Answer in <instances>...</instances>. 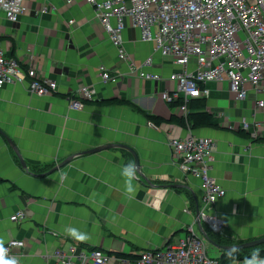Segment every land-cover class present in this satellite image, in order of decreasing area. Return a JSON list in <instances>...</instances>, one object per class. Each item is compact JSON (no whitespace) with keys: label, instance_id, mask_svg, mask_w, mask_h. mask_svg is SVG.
Here are the masks:
<instances>
[{"label":"crops","instance_id":"obj_1","mask_svg":"<svg viewBox=\"0 0 264 264\" xmlns=\"http://www.w3.org/2000/svg\"><path fill=\"white\" fill-rule=\"evenodd\" d=\"M41 9L46 11L40 13ZM120 34L134 66L150 55L151 66L145 69L161 79L137 78L127 62L117 59L95 11L84 0L68 4L27 0L25 12L15 22L0 16L4 57L25 68L32 56L39 79L56 85L42 96L30 94L26 81L0 86V131L25 164L20 166L0 135V239L23 242L14 249L20 264H57L54 251L66 252L70 246L135 257L161 248L189 228L197 234L201 228L206 230L195 221L199 178L182 172L167 146L169 138L185 134L184 124L177 121L181 116L160 98L163 90L172 87L166 75L176 68L169 56L153 52L154 43L142 40L126 18ZM99 66L116 81L101 82ZM81 86L94 89L91 99L83 100L80 109L69 108ZM205 86L208 95L197 99L216 124L190 127V131L214 141L207 173L224 191L213 206L224 223L220 238L232 242L229 245L258 239L264 236V119L254 114L253 105L256 97H264V90L263 94L249 91L237 101L223 75L221 81ZM148 116L158 118L157 123ZM252 118L255 138L239 126L241 119ZM116 144L132 148L138 159V179L133 183L139 187L132 198L125 195L120 169L133 163V158ZM96 146L107 147L73 155L46 174L64 158ZM18 211L22 217L9 220ZM68 227L87 232L90 239L74 240L65 234ZM206 242V253L218 258L223 250ZM248 248L251 255L264 251V242L242 249ZM243 260L229 264H243Z\"/></svg>","mask_w":264,"mask_h":264},{"label":"built area","instance_id":"obj_2","mask_svg":"<svg viewBox=\"0 0 264 264\" xmlns=\"http://www.w3.org/2000/svg\"><path fill=\"white\" fill-rule=\"evenodd\" d=\"M27 0H0V16L15 22L26 9ZM70 3L72 0H64ZM96 13L98 21L114 45L117 59L128 63L129 70L137 78L156 81L162 77L147 71L152 58L147 56L134 66L130 56L121 45L123 19L139 30L142 40L154 43L153 52L169 56L175 70L166 78L172 83L170 89L160 93L167 104L176 102V112L185 119L189 100L206 97L207 82H227V90L237 101L247 93L263 94L264 90V0H84ZM45 9L39 12H45ZM112 21V22H111ZM71 23V20H68ZM191 60V62H190ZM32 56H28L25 68L19 62L6 58L0 47V86L22 83L30 94L42 96L55 90L53 80L39 79ZM101 82L114 83L116 76L99 66ZM94 93L91 87L81 86L75 91L68 107L80 109L83 100H90ZM253 112L264 119V97H256ZM252 114V116H254ZM252 124L241 119L239 126L255 138ZM147 125L155 128L154 124ZM185 134L167 141L171 157L185 174L200 181V205L197 216L207 231L224 235L223 220L216 215L213 206L224 193L208 175L214 141L209 137L195 136L184 120ZM248 134V135H249ZM21 212L9 216L15 221ZM206 240L202 233L189 228L182 236L168 240L161 248L145 250L132 260L108 255L99 249L79 251L70 246L66 252L56 249L57 264H217L218 258L206 253ZM21 240L9 239L4 243L9 255L22 247ZM16 256V255H15Z\"/></svg>","mask_w":264,"mask_h":264},{"label":"clouds","instance_id":"obj_3","mask_svg":"<svg viewBox=\"0 0 264 264\" xmlns=\"http://www.w3.org/2000/svg\"><path fill=\"white\" fill-rule=\"evenodd\" d=\"M120 175L123 177V186L125 195L132 198L138 190V184H134L133 181L138 179L137 167L134 163L129 162L123 165L120 169ZM158 208L159 205L157 204ZM65 234L73 238L78 242H87L90 239V235L87 232H83L74 227L65 228ZM238 249L235 247L226 250L225 255L228 258H233ZM0 264H20V258L15 255H9V249L5 248L4 240L0 239ZM243 264H264V257H261L259 251L253 252L250 257H245Z\"/></svg>","mask_w":264,"mask_h":264},{"label":"trees","instance_id":"obj_4","mask_svg":"<svg viewBox=\"0 0 264 264\" xmlns=\"http://www.w3.org/2000/svg\"><path fill=\"white\" fill-rule=\"evenodd\" d=\"M113 102H123V101H119V100H113ZM123 103H128L126 101H124ZM176 104V102H172L170 104V106H174ZM203 103L200 102L197 98L196 99H191L188 102V109H197L196 111H188L185 119H183L182 117H179L177 119L178 122L182 124H184V120L187 121V123L189 124L190 127H195V126H213L216 124L215 120L212 118L211 114L206 112L205 110H203ZM149 120H152L153 122L157 123L158 118H156L155 116H148ZM205 233L207 235V237L214 243L218 244V245H229V240L226 239H222L220 238L219 235L210 233L209 231L205 230ZM252 248H248V249H238V252L236 253V255L233 258H228L225 253L226 251L223 250L221 251L218 260H217V264H229L230 261L232 260H237V259H244L245 257H248L251 255V252L249 251ZM259 251V254H262L264 251L263 250H256ZM255 251V252H256ZM253 253V252H252ZM108 255H111L110 252H107ZM113 255L118 256V257H122V258H128L130 260L134 259V256H127L121 253H114Z\"/></svg>","mask_w":264,"mask_h":264},{"label":"water","instance_id":"obj_5","mask_svg":"<svg viewBox=\"0 0 264 264\" xmlns=\"http://www.w3.org/2000/svg\"><path fill=\"white\" fill-rule=\"evenodd\" d=\"M0 135L5 139V141L9 144V146L13 149L14 153L16 154L17 158H18V161L20 163V166L22 168H25V164L22 160V158L20 157V155L18 154L17 150H16V147L14 146L13 142H11V140H9L4 134L3 132L0 131ZM117 146L116 147H119L121 149H124L126 151H128L132 158H133V163L135 164V166L137 167V170H138V159H137V156L135 154V152L133 151L132 148L126 146V145H123V144H116ZM110 146V145H109ZM107 146H96V147H92V148H89V149H86V150H82L80 152H77V153H74L66 158H64L59 164H57L56 166L50 168L47 172H51L57 168H59L61 165L67 163L69 161V159L71 158V156L73 155H78V154H84V153H90V152H94V151H97L99 150L100 148H105ZM195 221L197 223L198 226H200V221H199V218L197 216V207H195ZM201 233L203 234L204 238L210 243L212 244L213 246L221 249V250H227L229 248H232V247H235L237 249H242V248H245V247H250V246H253V245H257L259 243H262L264 242V236L258 238V239H255V240H251V241H248V242H243V243H240V244H235V245H218V244H215V243H212V241L207 237L205 231L203 228L200 229Z\"/></svg>","mask_w":264,"mask_h":264},{"label":"rangeland","instance_id":"obj_6","mask_svg":"<svg viewBox=\"0 0 264 264\" xmlns=\"http://www.w3.org/2000/svg\"><path fill=\"white\" fill-rule=\"evenodd\" d=\"M190 62H191V60H190Z\"/></svg>","mask_w":264,"mask_h":264},{"label":"bare ground","instance_id":"obj_7","mask_svg":"<svg viewBox=\"0 0 264 264\" xmlns=\"http://www.w3.org/2000/svg\"><path fill=\"white\" fill-rule=\"evenodd\" d=\"M203 225V224H202Z\"/></svg>","mask_w":264,"mask_h":264}]
</instances>
